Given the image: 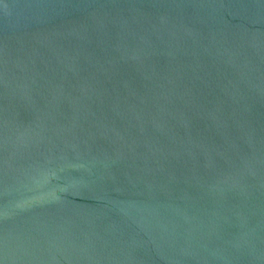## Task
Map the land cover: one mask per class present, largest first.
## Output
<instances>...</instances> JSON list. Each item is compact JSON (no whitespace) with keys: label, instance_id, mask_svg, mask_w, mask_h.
<instances>
[{"label":"water","instance_id":"95a60500","mask_svg":"<svg viewBox=\"0 0 264 264\" xmlns=\"http://www.w3.org/2000/svg\"><path fill=\"white\" fill-rule=\"evenodd\" d=\"M0 264H264V0H0Z\"/></svg>","mask_w":264,"mask_h":264}]
</instances>
